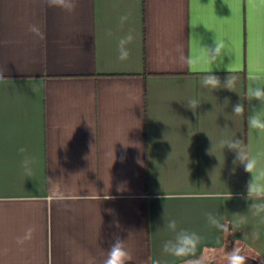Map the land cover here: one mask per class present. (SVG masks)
<instances>
[{"label": "crops", "instance_id": "1", "mask_svg": "<svg viewBox=\"0 0 264 264\" xmlns=\"http://www.w3.org/2000/svg\"><path fill=\"white\" fill-rule=\"evenodd\" d=\"M129 32L121 62L118 42ZM214 39L226 56L213 74L232 75V91L202 87L203 69L179 61ZM252 74L264 75V0H77L71 13L0 0V264H103L117 236L129 264L206 262L235 246L247 264H264L250 174L216 147L234 136L261 142L246 124L260 108L246 100ZM190 99L200 103L195 112ZM238 102L243 116L232 113ZM53 187L68 199H50ZM170 219L201 237L194 257L162 253L175 235ZM28 227L34 238L17 244Z\"/></svg>", "mask_w": 264, "mask_h": 264}, {"label": "clouds", "instance_id": "2", "mask_svg": "<svg viewBox=\"0 0 264 264\" xmlns=\"http://www.w3.org/2000/svg\"><path fill=\"white\" fill-rule=\"evenodd\" d=\"M48 8H59L65 12L71 13L77 7V0H43ZM128 20L127 16H121V24ZM27 31L35 38L41 40L45 39V33L36 24L28 25ZM111 35V32L108 33ZM134 40L131 32L122 37L118 42V59L125 62L130 58V45ZM225 48L224 45L214 39L212 46L201 45L198 54L185 55L181 52L179 61L181 64L196 67L199 66L203 69L201 85L205 88H210L213 91L225 88L229 91L236 86V79L230 75L223 82L220 77L213 74L214 68L212 67L218 60L224 58ZM249 85L246 92V100L251 102L258 101L260 108L252 107L246 117L247 129L249 136L258 138L261 142L256 147L251 143L245 142L244 139H238L236 136L231 138H221L217 141L216 147L223 151L228 149L235 153L234 165H241L244 171L250 174L251 179L246 185V199L251 201L249 211L252 215L261 217L264 220V75L252 74L248 77ZM187 102V107L192 111H196L200 103L196 99H190ZM246 112L244 103L238 102L233 106L232 113L236 116H243ZM21 153H26L27 149L20 148ZM33 160L31 157L25 155L22 161V166L26 174L31 175V164ZM217 198L222 194L217 193ZM50 199L56 202H63L68 197L57 188L53 187ZM227 200L232 199V193L229 191ZM209 223L217 229H222L221 222L214 217L211 213L206 214ZM246 215H241L240 222H246ZM166 227L175 235L172 239L166 240L162 244V253L178 259L194 257L196 250L200 244L201 237L195 232L177 228L175 219H170L166 223ZM35 228L28 227L25 229L22 236L17 237V244L23 245L34 238ZM252 235L257 237L258 234L253 232ZM249 257L242 254V250L235 246L231 251H228L223 264H247ZM133 259L129 251L126 241L120 239L118 236L114 238L113 243L107 250L106 257L103 264H129ZM152 264H160L159 260H153ZM187 264H195L194 261H188Z\"/></svg>", "mask_w": 264, "mask_h": 264}, {"label": "rangeland", "instance_id": "3", "mask_svg": "<svg viewBox=\"0 0 264 264\" xmlns=\"http://www.w3.org/2000/svg\"><path fill=\"white\" fill-rule=\"evenodd\" d=\"M232 249L233 248L231 247V249L216 250L212 252L210 259H215L218 263L223 264L227 252L231 251Z\"/></svg>", "mask_w": 264, "mask_h": 264}, {"label": "flooded vegetation", "instance_id": "4", "mask_svg": "<svg viewBox=\"0 0 264 264\" xmlns=\"http://www.w3.org/2000/svg\"><path fill=\"white\" fill-rule=\"evenodd\" d=\"M209 261H215L216 264H220V263H218L215 259H211V260H209ZM209 261H206V262H209ZM201 263H205V262H199V263H195V264H201Z\"/></svg>", "mask_w": 264, "mask_h": 264}, {"label": "water", "instance_id": "5", "mask_svg": "<svg viewBox=\"0 0 264 264\" xmlns=\"http://www.w3.org/2000/svg\"><path fill=\"white\" fill-rule=\"evenodd\" d=\"M201 264H216L215 261H209V262H205V263H201Z\"/></svg>", "mask_w": 264, "mask_h": 264}]
</instances>
